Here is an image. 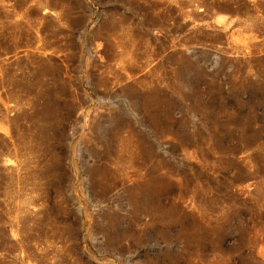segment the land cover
Returning a JSON list of instances; mask_svg holds the SVG:
<instances>
[{"label": "rangeland", "instance_id": "374dc122", "mask_svg": "<svg viewBox=\"0 0 264 264\" xmlns=\"http://www.w3.org/2000/svg\"><path fill=\"white\" fill-rule=\"evenodd\" d=\"M0 264H264V0H0Z\"/></svg>", "mask_w": 264, "mask_h": 264}]
</instances>
